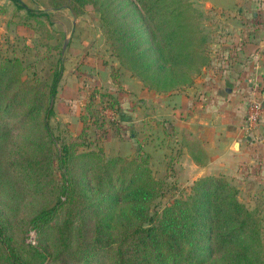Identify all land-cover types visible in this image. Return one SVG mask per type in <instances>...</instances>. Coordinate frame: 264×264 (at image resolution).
<instances>
[{
  "label": "trees",
  "instance_id": "obj_1",
  "mask_svg": "<svg viewBox=\"0 0 264 264\" xmlns=\"http://www.w3.org/2000/svg\"><path fill=\"white\" fill-rule=\"evenodd\" d=\"M47 2L72 16L96 12L118 67L147 90L188 86L208 62L189 0ZM61 70L58 65L48 79L28 78L17 57L0 60V181L12 186L8 198L0 197V264H264V189L241 197L224 177L203 176L183 197L150 213L161 182L146 158H104L99 148L78 151L79 142L55 147L48 120ZM117 71L110 70V81ZM105 108L119 113L117 98L94 87L78 118L80 138L90 125L103 126ZM184 146L194 162H204L197 143ZM61 208L63 220L52 223ZM86 217L93 220L91 238L72 247L75 231L82 239ZM28 229L34 245L23 240Z\"/></svg>",
  "mask_w": 264,
  "mask_h": 264
},
{
  "label": "rangeland",
  "instance_id": "obj_2",
  "mask_svg": "<svg viewBox=\"0 0 264 264\" xmlns=\"http://www.w3.org/2000/svg\"><path fill=\"white\" fill-rule=\"evenodd\" d=\"M19 2L36 12L45 11V8L41 7H46L45 4L49 5L47 0H19ZM18 10L13 3L9 4L8 0H0V60L5 57H17L22 62L23 76L28 78L48 79L58 65L62 67L61 81L58 82L59 96L56 111L58 115H66L68 120L66 122L57 120L54 114L48 120L56 138L55 147H59L63 143L79 142L82 145L79 146L78 151L99 148L104 158L117 155L130 157L136 154L146 158L153 177L161 182L160 195L151 203L150 213L160 211L172 199L187 194L192 183L187 187L189 179L183 180L176 174L174 165L179 155L178 142L172 143L174 140L171 136L173 135L167 132L164 116L162 117L161 112L153 106L156 101L152 97H157L155 93L147 90L136 77L121 67L117 68L116 78L106 85L108 87L100 85L109 76L110 70H114L110 61L115 60L117 63V60L108 47V35L104 27L100 25L98 14L94 11H84L79 15L72 16L65 9L50 10L49 8L44 14L29 17L24 10L17 14ZM196 12L199 29L206 38L208 62L200 67L190 85L180 88L183 91L193 86L194 83L201 86L210 81L201 78L205 73H209V70L217 68L223 70L224 66L221 64L217 66L210 63L211 55L217 49L215 52L219 55L217 56L218 60L224 62L227 55L230 54V50L239 46L238 42L241 38L240 35L234 37L235 44L228 41L227 46L225 40L230 33L222 26L230 16H225L223 13L218 16H208L201 15L197 10ZM66 31L71 36L76 35L77 39H67L64 36ZM221 39L224 40L223 43H221ZM101 67L103 70L109 71L107 76ZM118 78H121V81L117 80ZM70 80L71 89L69 88ZM94 87L98 92L111 93L117 98L120 114L102 113L104 115L103 126L97 129L94 125H90L87 137L80 138L79 131H76L75 128V119L76 117L78 119L81 114H85L84 106ZM197 89L200 90L195 92L194 96L199 103H202L205 100L204 88L197 87ZM98 99L100 97L96 95L94 100ZM153 109L157 110L156 117L153 116ZM202 109L203 106H200L197 113L199 118L206 116ZM114 128H116V132ZM251 166L254 169L257 163L255 162ZM55 177L58 181L59 174L56 170ZM262 177L258 173L252 174L245 177L242 183L232 178L229 181L224 178L236 188L241 197H244L247 191L263 187L264 179ZM11 188V183L0 181V197L8 198ZM79 199L78 196L77 200L80 201ZM64 215L65 209L61 208L55 213L52 223H60ZM92 222L91 217H86L81 234L82 239H79L80 236L77 235L79 231H75L72 247L78 240L89 241L92 234ZM263 227L264 219L262 221V236ZM29 230L32 229H28L23 234L25 243Z\"/></svg>",
  "mask_w": 264,
  "mask_h": 264
},
{
  "label": "crops",
  "instance_id": "obj_3",
  "mask_svg": "<svg viewBox=\"0 0 264 264\" xmlns=\"http://www.w3.org/2000/svg\"><path fill=\"white\" fill-rule=\"evenodd\" d=\"M11 2L19 9L17 14L21 10L26 12L24 8H19V5L23 4L18 2L16 6L12 0H8L9 4H12ZM190 3L201 15L218 16L223 13L231 17L222 26L230 33L225 40L227 46L228 41L235 44L234 37L240 35L241 38L239 46L230 50L224 62L218 60L219 55L215 52L217 49L214 50L210 63L217 66L221 64L224 69L209 70V73L202 75L203 80H210L204 85L194 83L195 88L190 86L185 91L180 89L156 93L149 90L157 96L152 97L156 101L153 106L166 120L164 124L167 126V132L173 135L171 138L174 140L170 141L178 142L179 155L174 165L176 174L183 180L189 179L187 187L197 178L208 175H222L228 181L232 178L239 183H242L245 177L256 173L264 179V115L263 122L252 133L246 134L241 129L249 99L259 98L264 105V0H190ZM45 6L41 7L45 8V11L33 13L44 14L49 8L53 10L49 5ZM219 27L221 29V26ZM64 36L67 39H77L76 35L71 36L68 31ZM223 41L221 39V43ZM110 62L114 69L118 68L115 60ZM103 71L107 76L109 71ZM117 80L121 81V78ZM109 82L108 76L100 85L108 87L106 85H109ZM254 83L257 84V89L253 88ZM197 87L204 88L205 100L202 103L194 96V93L200 90ZM69 88L71 89V80ZM58 89L57 86L53 101L54 117L66 122L67 116L58 115L56 111ZM200 106H203L202 112L206 115L203 118H199L197 114ZM156 109H153L154 117L157 116ZM80 127L76 117V131H79ZM171 142L169 144H172ZM186 142H195L203 150L205 159L202 164L194 162L190 157L184 146ZM189 149H192V146H189ZM255 162L257 166L253 169L251 165ZM261 188L264 189V184Z\"/></svg>",
  "mask_w": 264,
  "mask_h": 264
},
{
  "label": "built area",
  "instance_id": "obj_4",
  "mask_svg": "<svg viewBox=\"0 0 264 264\" xmlns=\"http://www.w3.org/2000/svg\"><path fill=\"white\" fill-rule=\"evenodd\" d=\"M253 88L257 89V84H253ZM258 91V90H257ZM103 114H112L110 109H103L102 110ZM263 115H264V105L261 101V99L252 97L249 99L247 102L245 114H244V119H243V124L241 126V129L243 132L246 134L252 133L261 123L263 122ZM26 243H29L31 245H34L36 243L35 240V233L33 230H29L28 233L26 234Z\"/></svg>",
  "mask_w": 264,
  "mask_h": 264
}]
</instances>
